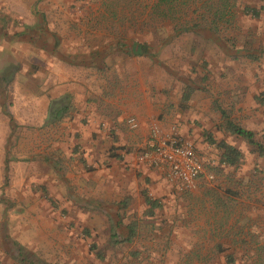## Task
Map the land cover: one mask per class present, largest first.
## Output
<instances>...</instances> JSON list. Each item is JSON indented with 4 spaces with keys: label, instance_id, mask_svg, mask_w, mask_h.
Listing matches in <instances>:
<instances>
[{
    "label": "crops",
    "instance_id": "0c3cea01",
    "mask_svg": "<svg viewBox=\"0 0 264 264\" xmlns=\"http://www.w3.org/2000/svg\"><path fill=\"white\" fill-rule=\"evenodd\" d=\"M20 1L0 0V125L13 126V135L8 134L13 143L5 150L0 144V154L7 153L12 167L57 162L61 170L56 171L55 199L77 206L69 212L72 220L101 212L114 222L111 245L125 247L126 264H154L161 253L188 254L173 264H210L235 248L226 245L238 239L239 202L222 191L228 185L233 189L230 182L213 184L201 176L193 190L180 193L161 171L137 162L151 126L169 134L177 117L173 109L154 102L147 81L154 57L136 52V38L109 35L116 27L110 22L113 9H103L106 19L96 24L107 30L103 36L83 42L68 31L79 27L75 10L47 4L15 8ZM230 2L219 10V18L218 8L205 10L212 26L236 25L240 14L264 25V0L244 6ZM159 8L157 16L164 17ZM52 12L64 13L66 20H47ZM135 22L119 24L124 30L136 29L140 22ZM58 30L68 33L62 36ZM122 44L131 45V51H122ZM114 52L118 61L112 63ZM19 74L22 86L16 84ZM131 117L138 122L135 131L126 123ZM179 126L175 124V133L183 138ZM145 193L156 201L154 208L147 205ZM233 258L226 256L227 262Z\"/></svg>",
    "mask_w": 264,
    "mask_h": 264
},
{
    "label": "rangeland",
    "instance_id": "374dc122",
    "mask_svg": "<svg viewBox=\"0 0 264 264\" xmlns=\"http://www.w3.org/2000/svg\"><path fill=\"white\" fill-rule=\"evenodd\" d=\"M156 1L22 0L15 8L23 5L28 10L33 4L67 6L75 10L73 16L79 26L68 31L83 42L103 36L107 30L97 29L96 24L106 19L103 9H113L110 22L116 27L109 30V35L115 39L136 38V52L143 46L146 54L154 57L153 72L150 70L147 77L154 102L174 110L175 124L180 125L183 138L193 142L206 172L214 175V180L205 181H226L233 186H224L222 191L239 202L235 205L238 239L226 242L234 244V250L225 249L210 264H230L226 260L230 254L233 264H264V25L240 14L236 25L221 22L212 26L211 14H205V10L218 8L215 18H219V10L230 5V0H162L160 4ZM259 1L236 3L244 6ZM157 5L166 12L164 17L157 16ZM46 19L65 21L66 16L52 12ZM225 19L226 15L220 18ZM126 20L140 22L139 27L122 29L119 22ZM58 31L62 36L68 33ZM123 45L126 44H122V51H131V45ZM117 61L114 52L111 62ZM16 64L19 69L22 58ZM19 75L16 84L22 86L24 78ZM186 84L193 90L184 104ZM219 110L234 124L253 132L255 144L230 133ZM175 124H169V132ZM18 128L14 126V132ZM8 134L13 135V126L0 125L4 150L13 143ZM221 142L239 150L241 158L236 166L220 163L222 150L217 145ZM16 164L12 167L6 152L0 154V264H126L125 247L111 245L110 227L114 222L101 212L88 215V220H72L69 212L77 206L55 199L56 171L61 170L57 162ZM150 196L155 197L151 191ZM187 255L161 253L159 258L154 257V264H169L166 259L173 264V259L183 260Z\"/></svg>",
    "mask_w": 264,
    "mask_h": 264
},
{
    "label": "built area",
    "instance_id": "2783aa9c",
    "mask_svg": "<svg viewBox=\"0 0 264 264\" xmlns=\"http://www.w3.org/2000/svg\"><path fill=\"white\" fill-rule=\"evenodd\" d=\"M126 123L131 131L137 130L135 118H128ZM137 162L161 171L165 180L180 193L193 190L201 176L214 180V175L206 172L204 162L196 155L193 143L179 137L174 126L169 134H164L157 124L151 126Z\"/></svg>",
    "mask_w": 264,
    "mask_h": 264
},
{
    "label": "trees",
    "instance_id": "16d2710c",
    "mask_svg": "<svg viewBox=\"0 0 264 264\" xmlns=\"http://www.w3.org/2000/svg\"><path fill=\"white\" fill-rule=\"evenodd\" d=\"M139 49H141V51H140L141 54H143V55L146 54L147 50L143 46H139ZM185 88H186V93L183 94V98H182L184 104L188 103V101L190 100V96H191L192 90H193V87L189 84H186ZM219 111L222 115V118L225 120L226 129L230 133L242 138L248 144H255V142L253 140V137H254L253 132L245 130V129L239 127L238 125L234 124L233 122L228 120V118L224 112H222L221 110H219ZM217 146L220 150H222V154L220 156V163L221 164H224V165L230 166V167L236 166L238 164V162L241 158V154H240L239 150H237L233 146H230L224 142L219 143ZM259 148H260V146H259ZM262 152H264V150H262ZM144 197H145V201L149 207L154 208L156 206V201L153 200L147 193L144 194ZM232 261L229 260V262L231 264H233Z\"/></svg>",
    "mask_w": 264,
    "mask_h": 264
}]
</instances>
